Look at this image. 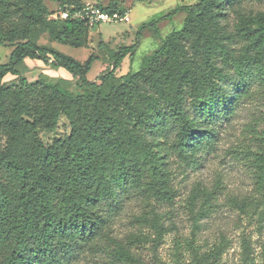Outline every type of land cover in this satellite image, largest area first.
<instances>
[{"label": "trees", "instance_id": "1", "mask_svg": "<svg viewBox=\"0 0 264 264\" xmlns=\"http://www.w3.org/2000/svg\"><path fill=\"white\" fill-rule=\"evenodd\" d=\"M63 3L72 12L86 7L79 0ZM256 5L264 6V0H199L162 17L188 13L183 29L165 39L145 68L106 90L103 85L133 58L142 33L155 22L140 28L134 45L115 53L99 85L88 79L96 55L81 64L30 39L46 23L45 0H0V46L13 48L9 61L0 64V264L68 263L108 236L110 217L125 197L169 195V153L187 160L200 151L212 126L228 119L226 107L236 105L256 78L264 81V10ZM93 7L124 14L116 3ZM63 22L57 42L84 47L81 38L94 28L78 19ZM25 59L52 63L81 87L97 88L75 96L26 78L4 86L7 75H19L17 66ZM61 116L71 133L47 147L38 131L54 130ZM259 163L264 189V153ZM204 197L210 199L208 193ZM252 203L245 199L239 209L246 213ZM194 219L198 230L199 218ZM154 220L158 246L165 231ZM184 244V258L168 263L155 256L154 264H226L231 247L226 236L206 248L195 239ZM241 246L244 262L254 264L256 250L246 233ZM113 255L123 264H147L120 244Z\"/></svg>", "mask_w": 264, "mask_h": 264}, {"label": "rangeland", "instance_id": "2", "mask_svg": "<svg viewBox=\"0 0 264 264\" xmlns=\"http://www.w3.org/2000/svg\"><path fill=\"white\" fill-rule=\"evenodd\" d=\"M79 1L86 7H107L116 3L124 14L129 15L130 21L89 29L81 38L84 47L75 48L56 39L64 26L60 13L69 5L63 0H45L49 11L46 23L34 28L30 39L38 46L59 51L81 64L92 54L96 55L98 60L88 75L93 83H98L102 72L112 66L115 53L136 43L137 33L143 25L155 22V26L142 33L133 58H126L115 78L103 85V89L108 90L111 85L120 83L122 77L145 68L165 39L183 29L188 13L180 10L166 19L162 17L178 8L195 5L199 0ZM255 9L263 11L264 6L256 5ZM12 50V47L0 46V64L9 61ZM17 70L18 76L9 74L5 77L4 86L18 85L21 78H26L30 83H48L75 96L97 88L81 87L78 78L43 60L25 59ZM235 104L226 107L228 119L223 117L212 126V137L203 140L200 151L187 160L178 153H169L170 178L166 183L169 195L131 193L123 199L120 209L112 213L107 225L108 236L94 246L80 250L75 258L64 264H123L115 261L113 255L117 244L130 249L147 264H154L155 256L171 263L184 255L186 240L195 239L197 246L206 248L218 242L221 236L231 241L224 263L246 264L241 246L244 233L252 238L256 250L254 264H264V189L258 181L259 159L264 153V81L256 78ZM70 133L69 121L61 116L54 130L40 129L38 136L48 147L57 140H64ZM207 193L209 200L204 197ZM249 198L253 203L243 213L239 203ZM197 216L198 230L194 219ZM156 217L165 231L158 246L160 229L155 224ZM179 246L183 250H178Z\"/></svg>", "mask_w": 264, "mask_h": 264}, {"label": "built area", "instance_id": "3", "mask_svg": "<svg viewBox=\"0 0 264 264\" xmlns=\"http://www.w3.org/2000/svg\"><path fill=\"white\" fill-rule=\"evenodd\" d=\"M63 20L66 19H78L85 22L90 27H99L105 24H111L115 22H129L130 18L128 14L113 13L109 14L102 11L97 7H85L82 10L72 12L71 10H63L60 13Z\"/></svg>", "mask_w": 264, "mask_h": 264}]
</instances>
